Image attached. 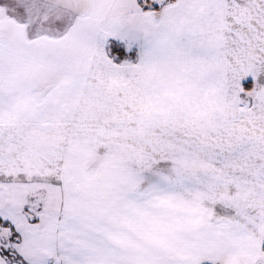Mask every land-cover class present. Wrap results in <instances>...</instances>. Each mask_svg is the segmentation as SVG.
Here are the masks:
<instances>
[{
  "label": "snow or ice",
  "instance_id": "6c2138e0",
  "mask_svg": "<svg viewBox=\"0 0 264 264\" xmlns=\"http://www.w3.org/2000/svg\"><path fill=\"white\" fill-rule=\"evenodd\" d=\"M0 264H264V0H0Z\"/></svg>",
  "mask_w": 264,
  "mask_h": 264
}]
</instances>
